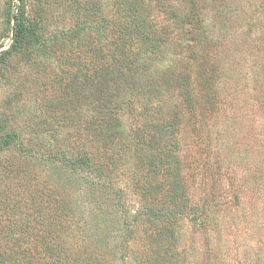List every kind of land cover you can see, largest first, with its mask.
I'll return each instance as SVG.
<instances>
[{"label": "rangeland", "instance_id": "374dc122", "mask_svg": "<svg viewBox=\"0 0 264 264\" xmlns=\"http://www.w3.org/2000/svg\"><path fill=\"white\" fill-rule=\"evenodd\" d=\"M246 1L254 2H247L253 9L257 0ZM117 3L23 0L30 34L15 48L19 0H0V240L11 234L17 220L40 225L47 219L56 223L55 235L67 236L69 243L90 244L106 264H264L263 119L255 114L258 121L252 122L254 113L242 114L235 105L218 117L211 113L212 119L202 126V119L179 106L181 133L165 134L160 140L155 123L165 120L164 114L146 111L122 75L130 71L128 63L137 46L135 39L131 44L124 27L129 18ZM251 48L253 44L244 52ZM255 53L256 49L248 57L255 59ZM244 59L248 74L253 63L252 73L263 71L258 60ZM108 74L114 78H106ZM229 77L221 88L226 103L233 95ZM168 94L164 100L172 105L164 112L175 109L174 97ZM104 106L109 110L101 112ZM11 133H18L19 140L5 145ZM253 135L258 137L256 144ZM176 136L199 150L202 162L209 153L220 154L225 183L207 173V191H214L215 200L203 228L192 220L186 202H174L170 170L158 161L161 147L174 143ZM64 154L90 155L111 184L88 169L73 170L50 160ZM231 176L240 196L228 193ZM239 177L251 182L239 186ZM200 183L190 186L196 200ZM57 205L66 212V221L55 220L61 209L54 211L52 206ZM144 205L187 208L175 222L179 235L175 237L163 216L150 217L144 210L136 215ZM135 231L128 256L126 238Z\"/></svg>", "mask_w": 264, "mask_h": 264}, {"label": "trees", "instance_id": "16d2710c", "mask_svg": "<svg viewBox=\"0 0 264 264\" xmlns=\"http://www.w3.org/2000/svg\"><path fill=\"white\" fill-rule=\"evenodd\" d=\"M247 2L246 0H119V4L117 3L129 18V22L125 23L124 27L126 30L129 29L131 44L135 39L136 44L133 45L137 46L134 51L135 57L128 63L130 71L122 75L128 79L130 87L136 90L137 95H140L146 111L158 115L164 114L165 120L155 123L156 128L161 131L158 133L160 140H163L165 134L181 133L182 118L179 117L177 110L179 106L189 111L193 118L202 119L201 125L204 126L212 119L211 113L217 112L218 117L224 112H230L236 105L242 114L254 113L252 122L255 114H258V118L263 119L264 128V68L262 72L252 73L253 63L248 74L244 64V58H250L249 60L253 62L258 60L259 67L264 64V61L258 59L264 57V0H257L253 9L247 5ZM248 3L252 5L254 2ZM15 19L13 46L16 48L25 42L30 34L23 0H19ZM114 23L115 21L112 20L111 25ZM241 28L245 30L238 32ZM251 44L253 48L247 50L246 54L244 51ZM255 49V59L248 57L253 55ZM236 70L242 72L244 78H240V73H236ZM122 71L123 69L121 73ZM229 74L232 80L229 88L232 89L233 95L231 101L226 103L221 88L225 87L227 82L225 77ZM108 77L114 78L112 74H108L106 78ZM241 79H244V82ZM105 82L109 81L105 80ZM116 84L121 88V82ZM168 93L174 97L175 109L164 112V109L167 110V107L172 105L164 100L166 94L169 96ZM108 108L102 107L101 112L103 110L106 112ZM258 118L255 119L256 122ZM11 135L12 138L10 135L6 137L5 145L19 140L18 133ZM175 138L171 145L166 142L168 145L161 147L164 151L158 161L161 165H168L167 169L170 170L174 202H186L187 208L191 210L192 220L203 228L206 225L205 217L208 216L209 204L215 200L214 191H207L208 187H211L207 173L211 172L210 176L216 182L225 183L221 181L223 167L219 162L220 154L209 153L207 161L202 162V154L199 150L183 143V140L177 136ZM251 139L254 144L258 141L256 135L251 136ZM160 140L156 141L159 145ZM58 157H51L50 160H60L73 170L88 169L103 180L109 181L99 169L97 161L88 154L78 156L64 154L56 159ZM213 167L215 172H212ZM234 178L230 177L231 184L227 183L229 186L227 188L230 195L233 193L232 196L237 197L240 195ZM190 180H192L191 184L201 180L199 185L201 195L197 200L190 189ZM246 181L251 182L245 177L237 179L239 186H245ZM108 183L111 184L110 181ZM119 191L121 199L124 193L122 194L123 190L120 188ZM52 207L54 211L61 209L58 205ZM187 208L164 210L144 205L143 208L137 209L136 215L144 210L143 213L149 214L150 217L163 216L164 219H168L167 227L175 232L176 219L182 218L188 211ZM139 217H136V222ZM59 219L61 221L67 219L66 212L62 209L55 217L56 221ZM19 221L21 220L11 225V234L0 240V264H106L95 255L93 248L89 249L90 244L87 245L85 242L75 244L76 241L69 243L67 236L55 235L54 220L47 222L46 219L45 223L41 221L40 225ZM43 225L50 227L48 230L43 228V231L36 229L37 226L42 228ZM172 231L167 232L172 233ZM135 234L136 231L129 239L126 238L128 245L124 249L128 250L126 253L128 256L131 253L130 243ZM178 235L176 233L175 237ZM131 262L128 263L132 264Z\"/></svg>", "mask_w": 264, "mask_h": 264}]
</instances>
